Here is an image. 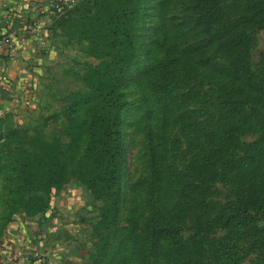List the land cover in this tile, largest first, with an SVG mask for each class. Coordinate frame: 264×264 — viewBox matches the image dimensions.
I'll list each match as a JSON object with an SVG mask.
<instances>
[{"label":"trees","instance_id":"trees-1","mask_svg":"<svg viewBox=\"0 0 264 264\" xmlns=\"http://www.w3.org/2000/svg\"><path fill=\"white\" fill-rule=\"evenodd\" d=\"M133 3L134 0L78 2L73 17H63L62 23L54 28L69 40L86 44L89 55L98 62L81 77L83 90L69 92L56 101L57 114L64 126L50 137L37 125L10 127L6 135L0 136L1 142L6 141L5 159L0 163V171L5 173L2 189L6 192L0 194L3 228L19 214L45 216L53 190L61 187L69 173L100 201L98 219L91 223L92 244L82 264L112 261L108 255L118 231L127 163L121 118L125 87L145 84L148 88L144 87L143 99L157 101L162 122L177 119L184 124L183 129L194 134L200 132L197 119L200 113L192 117L194 110H188L186 105L190 101L188 93L181 92V87L190 83L193 77L190 72L202 74L204 69L212 68L210 74H215L219 82L208 99L210 109L229 122L224 138L211 152L214 164L226 169V177H231L235 166L230 146L235 133L240 131L233 123L244 127L250 116H258L263 139L260 144H253L256 153L251 159L264 167V76L251 71L249 60L253 31L264 27V0L248 4L236 19L224 21L220 30L208 37L201 38L196 33L194 38L197 25L187 27L184 22L178 23L182 38L179 50L137 70L133 64L139 38ZM195 91L196 88L190 89V95ZM206 120L210 124V118ZM158 159L152 153L157 171ZM157 179L162 180L160 173ZM254 179L252 189L232 202L223 217L228 226L252 227L259 234L264 230V222L257 224L258 219H249L255 214H260L261 219L264 216V171ZM178 216L173 211L172 216L161 221L152 211L147 225L149 253L162 239L182 245ZM199 234L198 229L194 236Z\"/></svg>","mask_w":264,"mask_h":264},{"label":"rangeland","instance_id":"rangeland-1","mask_svg":"<svg viewBox=\"0 0 264 264\" xmlns=\"http://www.w3.org/2000/svg\"><path fill=\"white\" fill-rule=\"evenodd\" d=\"M253 1L257 0H134L139 38L134 70L152 66L179 50L182 38L178 23L184 22L187 27L197 25L194 38L196 33L198 37H208L219 31L224 21L236 19ZM76 4L52 16L47 27L45 48L50 56L39 75L36 108L25 110L17 122L1 118L0 136L6 135L10 127L37 125L50 137L64 126L57 114L56 101L69 92L83 90L81 77L98 62L89 55L86 44L69 40L54 28L65 17H73ZM253 44L249 57L251 71L264 76V27L254 29ZM204 70L202 74L190 72L193 75L190 83L181 87V92L188 93L190 101L186 105L188 110H194L192 117L200 113L197 117L200 132L194 134L183 129L184 124L177 119L172 123L162 122L157 101L143 99L145 84L136 83L122 90L121 118L127 163L118 231L108 255L112 261L107 260L111 264H186L188 261L190 264H262L264 260V230L257 234V229L252 227L228 226L223 217L232 202L252 189L254 177L264 171V167L251 159L256 153L253 144H260L263 139L260 118L250 116L244 127L236 121L233 123L240 131L235 133L230 146L235 169L230 178L226 177V169L214 164L211 152L224 138L229 122L210 109L208 99L217 90L219 79L210 74L212 68ZM192 88L196 91L190 95ZM5 143L0 141V163L5 159ZM84 146L85 143L81 151ZM152 153L159 157L158 171L152 163ZM159 173L162 180L158 182ZM4 175L0 171L1 195L6 193L2 189ZM68 188L79 190L81 197L82 223L89 229L86 259L92 244L91 223L98 219L100 201L71 173L59 189L53 190L51 197H60ZM152 211L161 221H166L173 211L179 214L177 225L182 245L162 239L149 253L147 225ZM255 219L257 224L264 222L260 214L249 220ZM198 229L200 234L195 237Z\"/></svg>","mask_w":264,"mask_h":264},{"label":"crops","instance_id":"crops-1","mask_svg":"<svg viewBox=\"0 0 264 264\" xmlns=\"http://www.w3.org/2000/svg\"><path fill=\"white\" fill-rule=\"evenodd\" d=\"M49 1L0 0V31L8 23L16 31L15 48L0 52V66L5 75V78L0 75V119L7 117L17 122L25 110L36 108L39 75L50 56L45 48L47 40L45 44L40 40L49 35L47 27L51 16L39 17L41 37L25 31L24 25L26 20L36 18V9ZM80 198L79 190L68 188L60 197H51L45 216L19 214L4 228L0 224V264H42L41 257L52 264H81L85 261L89 229L82 223ZM7 229L8 245H3L2 236ZM18 248H23L25 257L8 261L6 255Z\"/></svg>","mask_w":264,"mask_h":264},{"label":"built area","instance_id":"built-area-1","mask_svg":"<svg viewBox=\"0 0 264 264\" xmlns=\"http://www.w3.org/2000/svg\"><path fill=\"white\" fill-rule=\"evenodd\" d=\"M83 0H50L49 3L45 6H42L38 9H36L37 17L26 20L24 29L25 31L29 32L33 36L41 37L42 29H41V22L39 20V17L44 14H49L50 16L56 15L60 10H62L65 7H69L73 4H76ZM16 35V31L12 28V26L8 23L6 25V28L3 31H0V52L4 51H12L15 48V41L14 37ZM41 44H45V40H40ZM0 75L2 78H5L1 66H0ZM2 244L8 245L9 240V230H5L3 232L2 236ZM25 252L23 248H18L15 251H12L11 253H8L6 255V259L8 261H17L21 258L25 257ZM42 264H52L49 262V260L45 257H41Z\"/></svg>","mask_w":264,"mask_h":264}]
</instances>
